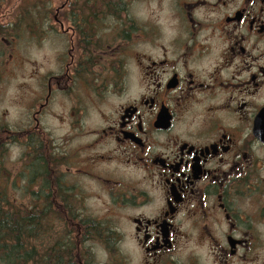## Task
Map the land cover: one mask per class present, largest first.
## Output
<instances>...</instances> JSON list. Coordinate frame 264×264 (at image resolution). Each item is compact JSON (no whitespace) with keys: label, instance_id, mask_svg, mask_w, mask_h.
<instances>
[{"label":"flooded vegetation","instance_id":"flooded-vegetation-1","mask_svg":"<svg viewBox=\"0 0 264 264\" xmlns=\"http://www.w3.org/2000/svg\"><path fill=\"white\" fill-rule=\"evenodd\" d=\"M144 1L64 0L29 28L59 50L31 70L13 190L77 214V264H264V0Z\"/></svg>","mask_w":264,"mask_h":264},{"label":"rangeland","instance_id":"rangeland-1","mask_svg":"<svg viewBox=\"0 0 264 264\" xmlns=\"http://www.w3.org/2000/svg\"><path fill=\"white\" fill-rule=\"evenodd\" d=\"M62 2L64 0H0L1 25L7 28L13 23L12 27L7 28L10 34H7L6 37L2 36L0 41V129L4 128V133L0 131V137L3 135L5 138V143H1L3 148L0 152V183L2 184L0 189L3 188L9 198L12 201L15 199L18 205H29L30 203L36 205L39 199L40 205H42L41 198H32L30 194L26 196L25 192L16 188V185L13 190L12 182L17 176L12 162L14 157L19 155L20 150L22 151L23 148L20 147L26 148L25 136L19 135V132L23 130L28 120L29 102L38 93L39 86L35 79L30 77L31 70L36 67L39 69L42 65L46 66L48 62H52L58 54L57 50H59L57 41L52 43L47 40L44 34L32 33L29 28L42 30L44 23L42 19L46 13L49 9L55 11ZM136 6L144 17L157 11L154 0L144 1ZM19 18L21 21L17 20ZM30 20H32V27L30 23L28 27ZM16 25L19 29L16 28ZM33 35L35 37H32ZM33 61H36L34 66L32 65ZM56 100L57 102H53L48 110L44 125L48 129L49 136L52 137L51 145L55 143L57 146L59 135L65 127L61 124L60 116L63 114L61 111L64 110V100L58 94H56ZM72 200L76 203L73 205L79 204L77 197L72 198ZM80 204L79 208L82 210H84V206L87 207L85 213L88 216H103L105 214L101 202L94 196L83 198ZM121 228L125 231L129 229L126 225ZM58 229L64 230V224H60ZM72 230L74 237L76 232L74 229ZM45 236L46 245L51 244L55 239L50 232ZM119 256L122 257V254L119 253ZM119 256H117L119 259H114L113 264H139L138 257H134L132 261L125 263ZM100 259V261L107 260L105 257Z\"/></svg>","mask_w":264,"mask_h":264},{"label":"trees","instance_id":"trees-1","mask_svg":"<svg viewBox=\"0 0 264 264\" xmlns=\"http://www.w3.org/2000/svg\"><path fill=\"white\" fill-rule=\"evenodd\" d=\"M7 28L1 26V37L10 34ZM0 131L4 133V128ZM4 139L2 135L0 144ZM76 218L74 212L49 211L40 202L33 211L15 208L7 192L0 189V264H77L72 230ZM60 224L64 230L58 229ZM49 232L55 239L46 245L44 237Z\"/></svg>","mask_w":264,"mask_h":264}]
</instances>
